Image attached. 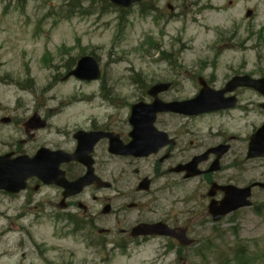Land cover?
Wrapping results in <instances>:
<instances>
[{"label":"rangeland","instance_id":"374dc122","mask_svg":"<svg viewBox=\"0 0 264 264\" xmlns=\"http://www.w3.org/2000/svg\"><path fill=\"white\" fill-rule=\"evenodd\" d=\"M154 1L120 9L106 0H0V118L37 112L69 137L109 118L125 124L131 106L151 103L146 89L162 80L177 81L173 90L160 94L162 101L190 98L195 92L191 80L204 60L217 66L219 78L264 76V0ZM167 4L177 13L170 20L161 13ZM147 7L152 9L146 12ZM248 10L252 15L247 18ZM82 55L98 60L100 79L61 81ZM174 65H179L177 72ZM249 100L260 99L246 94L241 103ZM230 115L217 119L212 131L222 123V130L243 139L264 122L263 112ZM17 127L24 138L22 124ZM10 134L12 128L2 131L0 125L2 145ZM61 137L54 130L37 135L38 143ZM31 145L20 148L38 144ZM233 153L227 158L230 177L243 184L264 182V161L240 165ZM168 179L172 183L162 205L187 208L176 202V180ZM23 202L24 196L0 195V264H264L262 189L254 190L253 207L190 232L195 240L190 247L156 239L103 253L63 223L39 215L34 219Z\"/></svg>","mask_w":264,"mask_h":264},{"label":"flooded vegetation","instance_id":"af4514ba","mask_svg":"<svg viewBox=\"0 0 264 264\" xmlns=\"http://www.w3.org/2000/svg\"><path fill=\"white\" fill-rule=\"evenodd\" d=\"M154 2V0H143L142 4ZM166 8V12H161L163 18L170 20L176 16L175 8L170 4H167ZM151 9L147 7L145 11L148 12ZM172 67L177 72L179 65ZM197 69L199 73L191 80L195 92L190 98L163 102L188 101L200 97L204 102L213 98L225 103L232 100L233 105L222 110L194 115L171 112L158 114L154 127L164 135H157V138L161 139L160 146L148 155L139 153L136 156L125 152L124 148L132 141L130 133L133 127L129 122L131 113L123 125H118L109 118L104 124L91 123L86 128H78L69 137H65V131L54 127L47 115L33 112L26 117L17 118L16 116L20 113L3 114L0 118L2 131L4 127L12 128V134L8 137L9 142L3 141V145L0 142V159L3 158V162L12 164L24 156L34 158L42 149L57 152L56 158L60 157L63 160L53 171V177L48 178V182H43L40 177L33 175L27 178L23 190L11 192L0 189V195L24 196V207L30 213L32 212L34 219L36 215H39L53 220L55 224L63 223L65 230L80 235L89 248L100 249L101 253L105 250L145 245L156 239H166L179 245L175 239L169 237L134 235L135 228L158 223L165 224L173 230L186 231L188 238L195 242L192 239L194 235L191 236L189 233L207 230L208 225H212L213 220L208 211V204L212 200L219 202L224 197V192L216 186L232 185L245 188L256 183L254 181L243 184L228 175L229 155L236 151L233 153V158L235 162H240V165L264 161V158H248L250 138L257 128L243 139L222 130V123L218 124L217 131H212V125L217 119L231 117L230 113L235 110L246 115L251 111L264 113L261 109L264 94L251 87L237 85L227 88L228 82L234 77L245 75L252 78L260 77L236 73L228 79L219 78L217 66L207 60H204V64H197ZM176 83V80H162L152 86L168 84V87L161 91L160 94H162L173 90ZM149 88L146 89V94ZM203 89L204 95H201ZM213 92L218 95H214ZM246 94H251L260 100L257 103L252 100L245 104L241 103ZM32 116H37L43 127L33 129L27 126ZM160 116L163 117L159 119ZM181 119L185 120L186 124L181 123ZM204 121H206V127H201L200 124ZM18 123L22 124L24 138L20 137L21 130L17 127ZM50 130H54L56 136L62 137L47 140L45 138L38 143V133ZM78 132H84L81 138L88 144L93 142V136L98 134L107 136L92 145L89 155L86 152L88 149L80 150L77 155L75 153ZM113 140L118 144L115 146V153L110 152V142ZM26 143L32 144L30 148L35 144L38 145L25 151L20 146ZM236 143H240L241 146L236 147ZM88 144L84 148H88ZM87 156H90L91 162V182L82 188L76 185L70 187L68 183L77 181L89 172L86 163L81 161ZM40 161L42 162V159ZM214 162H217L219 167L216 171L211 170ZM52 163L54 159L49 157L50 166ZM193 165V169L189 171L186 169ZM197 172L199 174L194 175ZM168 176L176 180L178 188H176L178 191L176 202L187 205V208L162 205L165 193L169 194L172 183V181L168 182L170 180ZM164 178L167 182H160ZM255 189V187L252 188V200ZM209 192L213 193L211 197Z\"/></svg>","mask_w":264,"mask_h":264},{"label":"water","instance_id":"95a60500","mask_svg":"<svg viewBox=\"0 0 264 264\" xmlns=\"http://www.w3.org/2000/svg\"><path fill=\"white\" fill-rule=\"evenodd\" d=\"M112 5L128 9L132 5L139 3L141 0H107ZM252 15L251 11H247L246 17ZM71 76L77 78L81 81H94L100 78L101 70L98 61L92 56H83L81 57L76 64V67L67 73L62 80H66ZM244 86L251 87L256 91L264 94V77L260 79H252L249 76L234 77L227 85L230 89L233 86ZM168 87V84H157L152 86L147 94L154 98V101L150 104L144 102H138L131 107V114L129 117V122L133 127L130 137L132 141L124 149L126 153L136 155L141 153L143 155H148L156 148H158L160 138H157V135L162 134L158 132L154 127V122L159 113L163 112H174L181 113L184 115H194L203 112H214L227 106H232L233 101L228 100L225 102L213 98L212 100L204 102L200 97L184 102H171L164 103L158 99V94L161 93L164 89ZM218 95V93H214ZM201 95H204V89L201 91ZM232 103V104H230ZM227 104V105H226ZM261 108L264 110V104H261ZM27 126L30 128L37 129L43 127L40 125L39 118L37 116H32L27 123ZM84 132H78L77 139L78 145L75 154H79L80 150L88 149L87 155L90 154L92 145L101 139L102 137L107 136L106 134H98L94 137L92 143H85L82 140L81 135ZM92 135V134H90ZM164 135V134H162ZM120 144V140H118ZM88 144V148H84ZM110 152L115 153V146L118 145L113 140L110 142ZM139 145V146H138ZM83 150V151H84ZM124 152V153H125ZM118 154V153H116ZM58 156L57 152H50L47 149H42L38 152L37 156L34 158H28L26 156L18 158L12 164H6L0 159V189L6 191L18 192L24 189L25 181L30 176L36 175L40 177L43 182H48L50 176L53 177V171L57 169L59 163L63 160L62 158H56ZM49 157L54 159V163L50 166ZM261 157L264 158V124L251 136L250 143L248 147V158ZM48 158V159H47ZM42 159V162L40 161ZM90 156L82 158L81 161L85 162L89 172H87L84 177L78 179L75 182L68 183L71 186H79L82 188L88 182H91V162ZM197 164V161H196ZM56 168V169H55ZM194 168L193 166H188L186 169L189 171ZM217 162H214L211 170L216 171L218 169ZM199 172L194 173L198 175ZM55 176V175H54ZM85 180H87L85 182ZM52 182V181H51ZM254 186H258L264 189V182L255 183ZM223 192H225V198L219 202L212 200L208 206L209 213L211 214L213 221L218 222L226 215L235 212L241 208L251 206V202L248 201L250 197L251 186L239 189L234 186L219 187ZM212 192H209V196H212ZM135 236L140 235H149V236H164L174 238L179 241L180 244L189 246L192 244V241L186 237V233L183 230H173L168 226L162 223L155 225H142L135 228Z\"/></svg>","mask_w":264,"mask_h":264},{"label":"bare ground","instance_id":"6f19581e","mask_svg":"<svg viewBox=\"0 0 264 264\" xmlns=\"http://www.w3.org/2000/svg\"><path fill=\"white\" fill-rule=\"evenodd\" d=\"M76 64H77V61H76V63H75V66H74L71 70H73V69L76 67ZM71 70H69L67 73H69ZM67 73H66V74H67ZM66 74H65V75H66Z\"/></svg>","mask_w":264,"mask_h":264},{"label":"trees","instance_id":"16d2710c","mask_svg":"<svg viewBox=\"0 0 264 264\" xmlns=\"http://www.w3.org/2000/svg\"><path fill=\"white\" fill-rule=\"evenodd\" d=\"M256 211H258V209H256Z\"/></svg>","mask_w":264,"mask_h":264}]
</instances>
